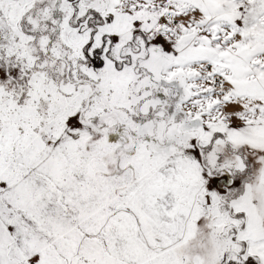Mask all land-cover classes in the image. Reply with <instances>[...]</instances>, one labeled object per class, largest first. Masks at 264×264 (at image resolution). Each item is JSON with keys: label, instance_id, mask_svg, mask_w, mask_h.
Returning a JSON list of instances; mask_svg holds the SVG:
<instances>
[{"label": "snow or ice", "instance_id": "1", "mask_svg": "<svg viewBox=\"0 0 264 264\" xmlns=\"http://www.w3.org/2000/svg\"><path fill=\"white\" fill-rule=\"evenodd\" d=\"M0 264H264V0H0Z\"/></svg>", "mask_w": 264, "mask_h": 264}]
</instances>
